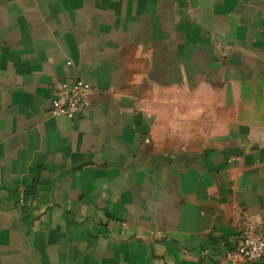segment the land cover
Masks as SVG:
<instances>
[{
	"label": "crops",
	"instance_id": "1",
	"mask_svg": "<svg viewBox=\"0 0 264 264\" xmlns=\"http://www.w3.org/2000/svg\"><path fill=\"white\" fill-rule=\"evenodd\" d=\"M74 79L90 107L50 114ZM245 222L264 0H0V264H218Z\"/></svg>",
	"mask_w": 264,
	"mask_h": 264
},
{
	"label": "built area",
	"instance_id": "2",
	"mask_svg": "<svg viewBox=\"0 0 264 264\" xmlns=\"http://www.w3.org/2000/svg\"><path fill=\"white\" fill-rule=\"evenodd\" d=\"M92 87L82 79H74L56 88L51 96L48 112L55 116L75 119L90 107ZM22 197L25 190L21 188ZM218 264H248L264 261V232L255 224L243 223L236 236L221 244ZM214 264V263H213Z\"/></svg>",
	"mask_w": 264,
	"mask_h": 264
}]
</instances>
